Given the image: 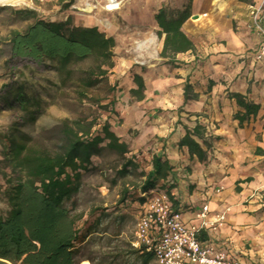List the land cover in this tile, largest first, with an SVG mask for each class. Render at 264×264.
<instances>
[{
    "label": "trees",
    "instance_id": "1",
    "mask_svg": "<svg viewBox=\"0 0 264 264\" xmlns=\"http://www.w3.org/2000/svg\"><path fill=\"white\" fill-rule=\"evenodd\" d=\"M190 6V2L183 9L162 6L155 13L158 36L166 35L159 55L169 58L167 61L179 53L195 50L193 42L182 31L183 24L192 16ZM27 12L31 14L28 24L12 28L6 37L12 55L53 61L52 67L62 75L58 95H63L69 87L82 110L74 117L60 119L49 133L46 144L29 133L18 131L15 126L5 133L0 132V144L9 166L21 171L26 180L25 189L10 181L0 188V201L6 206V210H0V264H18V261L23 264H79L85 259L83 245L101 225V215L90 222L85 213L78 211L76 196L81 190L83 176L93 168V159L103 157L106 151L120 156L131 152L130 145L112 129L109 118L102 119L100 113H116V85L109 81L115 67L116 39L98 26L76 25L72 17L49 21L37 17L34 10ZM87 61H91V65L79 72L78 68ZM132 81V99L144 100L143 76L132 73ZM190 88L186 82L185 101L191 99ZM29 89L24 74H18L0 94V103L21 108L25 118L33 123L45 112L47 99L52 95L45 98L39 91L28 92ZM232 97L239 107L235 118L240 125L257 115L260 105L246 101L239 93H233ZM196 137L204 141L200 125L186 131L179 147L187 148L191 161L196 159L203 163L208 159V151ZM140 153L122 164L121 174L125 175L128 168L136 164ZM172 170L166 157L151 156L142 184L133 191L139 192L135 195L139 207L146 200L143 193L157 191L170 197L176 211L183 210L175 194L178 184L174 182ZM128 193V190L123 191L121 202L127 200ZM98 211L99 208L88 216ZM133 253L138 255L141 264H149L154 259L152 254H139L135 250Z\"/></svg>",
    "mask_w": 264,
    "mask_h": 264
},
{
    "label": "crops",
    "instance_id": "2",
    "mask_svg": "<svg viewBox=\"0 0 264 264\" xmlns=\"http://www.w3.org/2000/svg\"><path fill=\"white\" fill-rule=\"evenodd\" d=\"M177 2L129 3L132 26L145 39L152 35L160 38L162 49L166 35L157 34L156 11L162 6L183 9L190 2L192 16L182 31L195 50L179 53L171 61L159 55L147 72L135 67L133 73L145 80V99L133 102L130 108L116 103L113 117L120 112L123 122L115 127L113 118L109 121L134 153H146L148 160L154 154L169 160L185 221L196 224L193 215L206 202L210 215L229 209L217 232L211 237L201 234L208 245L222 249L241 264H264V55L259 57L263 37L251 13L252 7L260 8L259 21L264 27V0ZM131 66L129 63L127 68ZM124 82L128 91L134 87L131 74ZM186 82L191 85L188 101L184 99ZM233 93L260 105L257 115L241 125L235 118L239 107ZM129 111L135 114V121L126 118ZM196 125L202 127L205 142L195 139L208 151L203 163L191 161L187 148L179 147L186 131ZM132 128L136 130L134 138L129 132ZM216 183L221 192L207 198V188Z\"/></svg>",
    "mask_w": 264,
    "mask_h": 264
},
{
    "label": "rangeland",
    "instance_id": "3",
    "mask_svg": "<svg viewBox=\"0 0 264 264\" xmlns=\"http://www.w3.org/2000/svg\"><path fill=\"white\" fill-rule=\"evenodd\" d=\"M131 1L123 0L116 9L110 11L106 10L108 0H24L14 4L0 3V94L7 90L18 74H24V79L31 88L28 92L34 89L45 98L52 95L47 99L45 112L33 123L25 118L21 108L7 107L0 103V132L5 133L8 128L15 126L18 131L29 133L35 140L46 144L49 133L54 130L60 119L74 117L82 110L80 104L75 102L73 91L69 87L63 95H58L62 75L52 67L53 61L15 57L6 44V37L12 28H23L28 24L31 17L28 10H34L37 17L49 21H63L72 17L76 25L98 26L100 30L113 36L116 39L115 67L109 81L116 85L115 96L118 106L123 103L126 108H130L135 101L127 90L125 79L129 74L132 76L137 66L142 68L143 72L148 69L147 67L159 57L161 49L160 38L152 35L145 39L137 27L132 26V11L129 7ZM181 3L183 4L184 0H178L177 4ZM154 36L155 43H149L148 47L144 46L143 49L139 48L141 43H147ZM91 63V61L83 63L78 68L79 72L87 69ZM129 63H132L130 69L127 68ZM100 113L102 119L113 118L115 127L123 122L120 112L117 118L113 117V112ZM125 116L130 117L132 121L136 120L135 114L130 111L129 114L125 113ZM129 132L131 137L136 136L135 128ZM133 151L131 148V152L125 156L106 151L103 157L93 159V168L83 176L81 190L76 196L78 211L85 213V218L90 222L101 215L98 232L91 235L82 248L84 260L91 264H141L130 245L135 223L134 213L140 208L135 200L137 199L135 195L139 192L137 190L135 194L133 191L142 184L143 173L148 170L149 160L146 153L141 152L136 158V164L129 167L125 175L121 174L122 164L134 156ZM5 157L4 148L0 144V188H4L8 181L12 185L21 186L18 179L25 178L21 176V171H14L12 166H9ZM124 190L130 193L127 200L121 202ZM98 208L97 214L88 216L91 211ZM0 210H6L1 201ZM149 264L157 262L153 259Z\"/></svg>",
    "mask_w": 264,
    "mask_h": 264
},
{
    "label": "built area",
    "instance_id": "4",
    "mask_svg": "<svg viewBox=\"0 0 264 264\" xmlns=\"http://www.w3.org/2000/svg\"><path fill=\"white\" fill-rule=\"evenodd\" d=\"M113 0H108L110 5ZM123 0H115L117 6ZM108 5V6H109ZM254 26L263 37L259 57L264 55V27L259 21L260 8L252 7ZM222 190L221 185H210L207 198L214 197ZM146 200L134 213L135 223L132 248L139 254H152L157 264H241L222 249L208 245L205 237L217 232L226 222L229 209L210 215L208 202L194 213L197 223L182 218L183 210L176 211L170 197L153 191L142 194Z\"/></svg>",
    "mask_w": 264,
    "mask_h": 264
},
{
    "label": "bare ground",
    "instance_id": "5",
    "mask_svg": "<svg viewBox=\"0 0 264 264\" xmlns=\"http://www.w3.org/2000/svg\"><path fill=\"white\" fill-rule=\"evenodd\" d=\"M24 0H0V3H3V4H14V3H21L23 2ZM112 3L106 7V10H113V9H116L118 6L117 4L115 3V0L111 1ZM148 43H155V36L151 39L148 40ZM146 45V43H141L139 45V48L141 49L142 47H144ZM18 183L23 187L25 188L26 187V181L25 179H18ZM19 264H23L22 261H18ZM81 264H91L88 260H83L81 262Z\"/></svg>",
    "mask_w": 264,
    "mask_h": 264
},
{
    "label": "water",
    "instance_id": "6",
    "mask_svg": "<svg viewBox=\"0 0 264 264\" xmlns=\"http://www.w3.org/2000/svg\"><path fill=\"white\" fill-rule=\"evenodd\" d=\"M25 188H26V187H25ZM25 188H24V189H25ZM18 264H19V263H18Z\"/></svg>",
    "mask_w": 264,
    "mask_h": 264
}]
</instances>
